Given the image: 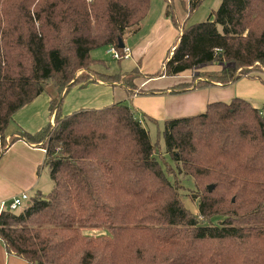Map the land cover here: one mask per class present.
<instances>
[{"label": "trees", "instance_id": "16d2710c", "mask_svg": "<svg viewBox=\"0 0 264 264\" xmlns=\"http://www.w3.org/2000/svg\"><path fill=\"white\" fill-rule=\"evenodd\" d=\"M202 1L187 0L188 11ZM151 2L0 0V158L19 138L35 143L46 150L53 181L19 211L0 212L6 251L29 264H264V106L234 96L168 118L164 150L152 141L146 115L126 101L62 112L68 90L94 77L122 82L130 96L146 92L136 83L138 66L98 72L91 52H123L120 40L141 30ZM172 4L165 0L164 13L182 31L149 77L219 63L220 70L204 72L207 80L193 76L172 91L243 76L264 81V0H221L189 26H180ZM44 91L54 123L34 133L19 128L7 141L16 112ZM181 176L193 179L199 214L185 206ZM214 216L222 219L208 224ZM88 227L107 233L88 234Z\"/></svg>", "mask_w": 264, "mask_h": 264}, {"label": "crops", "instance_id": "0c3cea01", "mask_svg": "<svg viewBox=\"0 0 264 264\" xmlns=\"http://www.w3.org/2000/svg\"><path fill=\"white\" fill-rule=\"evenodd\" d=\"M173 1L171 0L172 3ZM164 7L165 3L158 9H152L151 2L141 30L132 35V38L130 36L129 47L134 59H139L144 49L153 45L155 41H158L155 44L157 49L170 50L173 47L175 35L178 37L182 30L165 15ZM221 68V65L215 63L204 70H220ZM142 73L143 76L137 78L136 83L146 92H135L131 96L122 82H106L97 77L85 86H73L64 96L63 114H70L82 108H102L122 100L126 101L138 116L146 115L144 123L147 126L156 124L160 127L168 118L202 112L208 103L216 100H229L234 96H240L256 107L264 103V81L258 76H243L228 85L216 82L201 87L191 86L185 92H173L174 86L192 81V75L184 72L176 76H167L176 79L155 83L154 78L149 77L147 72L142 71ZM202 79L207 80V78ZM198 80L196 79L195 83ZM243 87H248L249 91L241 94L240 88ZM251 88H256L257 91L254 92ZM151 90L153 92H150ZM50 99V93L44 91L16 112L6 139L16 134L19 128L34 133L46 124H53L54 114H51L49 109ZM45 158V148L23 138L10 144L0 158V212L4 202L22 192H27L30 196L37 192L43 193L41 191L43 177L49 173ZM0 264H29V262L20 256L8 253L0 240Z\"/></svg>", "mask_w": 264, "mask_h": 264}, {"label": "rangeland", "instance_id": "374dc122", "mask_svg": "<svg viewBox=\"0 0 264 264\" xmlns=\"http://www.w3.org/2000/svg\"><path fill=\"white\" fill-rule=\"evenodd\" d=\"M165 3V0H152V9H158V7H161L162 4ZM221 3V0H203L202 3L199 5L198 8H196L194 11L189 12L188 10V3L187 0L184 2L182 0H174L173 1V7L175 9V12L178 16V19L180 21V26H189L194 23L202 22L205 21L208 17L209 14L217 9ZM157 7V8H156ZM182 24V25H181ZM134 35V34H133ZM131 38L133 37L130 35ZM130 36L127 37L126 39V45H130ZM177 40V35H175L173 41ZM158 41H155L153 45H149V47H146L143 51L142 56L139 59H134L131 55L129 57H123V58H115L113 57L112 54L108 53V47H99L96 49H93L91 52V55L93 58L100 60L98 64L95 65V69L98 72H108V73H114V72H125V71H130L132 68L138 66L141 71L147 72L148 74H154L156 72H159L162 68V63L167 56L168 49L163 50V49H157L155 47V44H157ZM152 46V48H151ZM163 50V51H162ZM219 66L221 64L217 63ZM213 64H206L202 67H198L194 70H188L185 73L191 74L192 77L196 76L197 77H202L203 74L206 70H204L207 66H211ZM222 66V65H221ZM248 71H252V73L257 72L253 68V66H248L247 67ZM261 71L264 72V68L260 69ZM240 71V69H239ZM81 70L77 73L79 74ZM155 83H160V82H166L170 79H176L173 77H167L166 75H159V76H154ZM53 86L49 84L47 88H52ZM252 91L256 92V88H251ZM241 94H244L249 91L248 87H243L240 88ZM227 101V100H223ZM264 106V103H261L259 107ZM63 111V110H62ZM151 139L154 143H158L159 146L164 150L165 149V144L163 142V137H162V128L163 124L160 125V127L156 124H149L148 126ZM9 141L8 139H6ZM169 158V157H168ZM170 160V158L168 159ZM171 162V161H170ZM182 183L185 185L184 190H182V193H184V203L185 206L194 214H199V208H198V201L194 200L192 196L189 194V192L193 193L194 185H193V179L191 176H181ZM53 186V181L49 175L43 177L42 181V192L44 194L49 193V191L52 189ZM192 188V190H191ZM29 194V193H28ZM18 209L17 211H19ZM222 219L221 216H214L213 218H209L208 224H218L220 220ZM204 220V219H201ZM86 233L88 234H104L107 233L105 227H96V228H85L84 229Z\"/></svg>", "mask_w": 264, "mask_h": 264}, {"label": "built area", "instance_id": "2783aa9c", "mask_svg": "<svg viewBox=\"0 0 264 264\" xmlns=\"http://www.w3.org/2000/svg\"><path fill=\"white\" fill-rule=\"evenodd\" d=\"M108 53L112 54L113 57L120 59L123 57H129L131 55V49L126 45L123 48V52H120L116 47L110 46L108 47ZM29 198L30 195L27 192H22L14 196L12 199L4 202L3 207L7 206L11 210H16L20 208Z\"/></svg>", "mask_w": 264, "mask_h": 264}, {"label": "water", "instance_id": "95a60500", "mask_svg": "<svg viewBox=\"0 0 264 264\" xmlns=\"http://www.w3.org/2000/svg\"><path fill=\"white\" fill-rule=\"evenodd\" d=\"M119 48H124L126 46V44L124 43V41L121 39L120 42H119ZM209 190H212L213 188V185H209Z\"/></svg>", "mask_w": 264, "mask_h": 264}]
</instances>
